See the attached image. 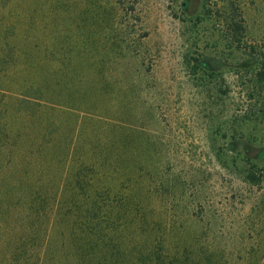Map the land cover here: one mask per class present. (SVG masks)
Wrapping results in <instances>:
<instances>
[{
	"label": "rangeland",
	"instance_id": "374dc122",
	"mask_svg": "<svg viewBox=\"0 0 264 264\" xmlns=\"http://www.w3.org/2000/svg\"><path fill=\"white\" fill-rule=\"evenodd\" d=\"M234 6L263 47L264 0H0V264H264Z\"/></svg>",
	"mask_w": 264,
	"mask_h": 264
},
{
	"label": "trees",
	"instance_id": "16d2710c",
	"mask_svg": "<svg viewBox=\"0 0 264 264\" xmlns=\"http://www.w3.org/2000/svg\"><path fill=\"white\" fill-rule=\"evenodd\" d=\"M231 3L233 2L231 1ZM233 8L235 11H230V9H227V11L224 13L225 32L228 34V38L234 47H243L244 51L251 55L249 59H258V62L256 63L257 65L253 67L252 72L248 75L253 96L261 97L263 101L261 105L264 106V46L259 47V45H256V43H252L250 40H248V28L245 18L243 14L237 12L236 6ZM261 178L262 176L259 177L258 180L255 178V180H253L254 182L258 183Z\"/></svg>",
	"mask_w": 264,
	"mask_h": 264
}]
</instances>
